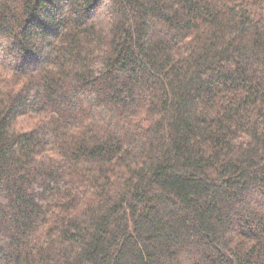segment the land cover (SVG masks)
I'll use <instances>...</instances> for the list:
<instances>
[{"label":"trees","instance_id":"1","mask_svg":"<svg viewBox=\"0 0 264 264\" xmlns=\"http://www.w3.org/2000/svg\"><path fill=\"white\" fill-rule=\"evenodd\" d=\"M0 0V264H264V0Z\"/></svg>","mask_w":264,"mask_h":264},{"label":"clouds","instance_id":"2","mask_svg":"<svg viewBox=\"0 0 264 264\" xmlns=\"http://www.w3.org/2000/svg\"><path fill=\"white\" fill-rule=\"evenodd\" d=\"M104 4H105V0H103L102 7L100 8V10H99V14L97 15V17L103 15Z\"/></svg>","mask_w":264,"mask_h":264}]
</instances>
